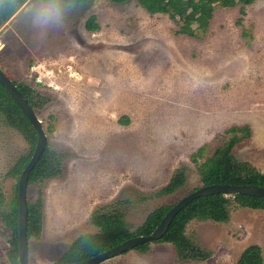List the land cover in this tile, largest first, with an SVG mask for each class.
<instances>
[{
	"label": "rangeland",
	"instance_id": "rangeland-1",
	"mask_svg": "<svg viewBox=\"0 0 264 264\" xmlns=\"http://www.w3.org/2000/svg\"><path fill=\"white\" fill-rule=\"evenodd\" d=\"M31 3L0 26V70L49 98L35 113L63 161L59 176L27 186L28 201L43 199L28 264H53L79 234L97 231L89 222L95 210L118 208L133 231L156 207L202 186L191 154L203 145L197 159L204 161L232 125L251 130L233 147L235 157L264 172V0L247 5L243 16L240 5H216L207 31L195 38L177 34L167 14H149L137 0L71 3L63 24L41 34L28 15ZM92 14L97 31L85 28ZM35 63L43 83L30 75ZM28 148L0 115L6 203L18 181L6 173ZM180 167L185 184L158 195ZM185 234L199 254L181 258L173 244L152 241L146 252L132 249L99 264H235L251 244L261 247L264 264V210L232 203L226 221L192 219ZM9 236L0 216V264H11Z\"/></svg>",
	"mask_w": 264,
	"mask_h": 264
},
{
	"label": "trees",
	"instance_id": "trees-1",
	"mask_svg": "<svg viewBox=\"0 0 264 264\" xmlns=\"http://www.w3.org/2000/svg\"><path fill=\"white\" fill-rule=\"evenodd\" d=\"M26 0H0V26L5 23L16 9ZM88 0H71L72 4H82ZM122 3L127 0H109ZM149 14H167L177 24L176 33L188 37H198L200 32H206L213 17L215 6L234 7L240 5L239 11L245 15V8L256 0H137ZM238 24H241L239 19ZM88 31H97L100 25L95 14L90 15L85 21ZM247 36V32H242ZM10 78V77H9ZM11 79V78H10ZM28 104L34 109H41L49 100L36 91L29 84L11 79ZM0 115L6 125L17 130L28 144V151L18 156L7 171L8 176L19 178L22 170L29 162L37 141V131L24 115L22 110L11 95L0 84ZM56 117L48 116L47 131H54ZM120 121L128 124L129 119L122 117ZM228 138L218 145L212 154L202 162L197 157L202 155L204 146L191 154L192 161L197 163V172L202 185H257L264 187V172L259 171L248 161H240L233 154V147L243 138L250 136V127L232 125L224 130ZM264 155V149H263ZM63 154L52 148L47 143L38 160L28 175L27 184L43 182L59 176L62 173ZM186 181V168L180 167L172 175L168 183L158 192V195H169L180 189ZM235 203L241 207L264 210V197L251 195H223L214 193L193 199L183 207L171 220L164 234L153 242H166L174 245L181 258L187 257L186 252L192 251L199 254L185 234V228L192 219L226 221L229 216V206ZM173 204L161 205L150 211L144 221L133 231L125 222L124 215L118 208L109 210H95L89 217V222L97 228L95 232L79 234L57 258L56 262H78L98 253L110 249L133 236L149 235L159 224L165 213ZM27 238L38 237L42 229L43 199L38 197L27 201ZM17 183L14 186L12 199L6 203L5 196L0 190V216L4 225L10 232L7 251L11 264L18 262V219H17ZM150 243L139 244L135 250L146 252ZM235 264H263L261 247L251 244L244 248Z\"/></svg>",
	"mask_w": 264,
	"mask_h": 264
},
{
	"label": "water",
	"instance_id": "water-1",
	"mask_svg": "<svg viewBox=\"0 0 264 264\" xmlns=\"http://www.w3.org/2000/svg\"><path fill=\"white\" fill-rule=\"evenodd\" d=\"M0 84L5 88V90L11 95V97L19 105L20 109L33 125L37 131V141L33 151V154L22 170L18 181H17V219H18V262L19 264H28V238L26 233L27 228V182L28 175L39 156L43 152L47 145V136L42 127V122L36 115L34 109L28 104L27 100L21 95L16 86L12 83V80L0 70ZM214 193H221L223 195H251L264 197V187L257 185H202L193 191L189 192L187 195L183 196L180 200L174 203L170 209L165 213L164 217L161 219L159 224L154 228V230L149 235H138L133 236L118 245L102 251L95 255L94 257L70 263H60L55 262L53 264H99L102 261L122 254L126 251L134 249L139 244L150 243L152 241L158 240L164 232L167 230L173 217L189 202L193 199L201 196H206Z\"/></svg>",
	"mask_w": 264,
	"mask_h": 264
},
{
	"label": "clouds",
	"instance_id": "clouds-1",
	"mask_svg": "<svg viewBox=\"0 0 264 264\" xmlns=\"http://www.w3.org/2000/svg\"><path fill=\"white\" fill-rule=\"evenodd\" d=\"M71 0H32L28 8L31 24L41 34L63 24L71 11Z\"/></svg>",
	"mask_w": 264,
	"mask_h": 264
},
{
	"label": "built area",
	"instance_id": "built-area-1",
	"mask_svg": "<svg viewBox=\"0 0 264 264\" xmlns=\"http://www.w3.org/2000/svg\"><path fill=\"white\" fill-rule=\"evenodd\" d=\"M42 66L41 63H38V64H33L29 67V72H30V75L32 78H34L35 82L37 83H43V78H42V72L40 67Z\"/></svg>",
	"mask_w": 264,
	"mask_h": 264
}]
</instances>
